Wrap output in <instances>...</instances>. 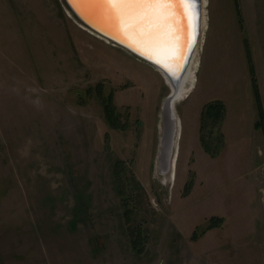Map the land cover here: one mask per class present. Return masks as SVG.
<instances>
[{
  "label": "rangeland",
  "instance_id": "374dc122",
  "mask_svg": "<svg viewBox=\"0 0 264 264\" xmlns=\"http://www.w3.org/2000/svg\"><path fill=\"white\" fill-rule=\"evenodd\" d=\"M201 3L192 83L169 103L160 70L86 29L64 0H0V264H222L226 236L251 231L247 187L223 184L222 125L240 140L241 173L261 164L264 0ZM109 94L124 130L107 123ZM208 104L223 109L204 123L222 139L214 155L200 135Z\"/></svg>",
  "mask_w": 264,
  "mask_h": 264
},
{
  "label": "snow or ice",
  "instance_id": "6c2138e0",
  "mask_svg": "<svg viewBox=\"0 0 264 264\" xmlns=\"http://www.w3.org/2000/svg\"><path fill=\"white\" fill-rule=\"evenodd\" d=\"M90 23L173 72L182 66L197 20L196 0H70ZM94 18V19H93Z\"/></svg>",
  "mask_w": 264,
  "mask_h": 264
},
{
  "label": "crops",
  "instance_id": "0c3cea01",
  "mask_svg": "<svg viewBox=\"0 0 264 264\" xmlns=\"http://www.w3.org/2000/svg\"><path fill=\"white\" fill-rule=\"evenodd\" d=\"M225 124L222 125L224 146L221 151L222 155L226 156L224 187L227 190L237 188L243 190L247 187L249 207L257 210V214L251 215V231L247 227L240 233L226 236V241L231 244V248L227 249L226 254H222V264H264V159L261 164L251 159L248 162V169H245L242 174L240 158L236 154L240 140L230 139L232 135L230 129L225 130ZM232 131H235V126ZM256 133L264 141L260 129H255L254 134ZM257 156L259 157V154ZM251 237L253 239H249Z\"/></svg>",
  "mask_w": 264,
  "mask_h": 264
},
{
  "label": "trees",
  "instance_id": "16d2710c",
  "mask_svg": "<svg viewBox=\"0 0 264 264\" xmlns=\"http://www.w3.org/2000/svg\"><path fill=\"white\" fill-rule=\"evenodd\" d=\"M253 91H254V95L256 99V104L258 108V116H259V120L258 122L255 123L254 126H255V129H261L263 132V136H264V119H263L264 114H263V111L260 105V98H259L257 86L255 85V83L253 85ZM102 102H103V111L105 114V118L109 126L114 129L124 130L127 127V125L119 121L116 115L115 106L112 101V95L109 94L106 100L102 99ZM215 105L216 104H208L204 107V110L202 112V124L200 126L201 143L205 151L209 153L210 155L216 154L219 148H221V144H222V139H220V141L216 143L213 142L214 138L211 135L212 128L211 129L209 128L208 130L207 129L208 126H206L208 121H210V118L212 120L218 117H220L221 119L222 117L221 115L222 110H223L222 107L215 106ZM204 123H206V125ZM121 163L122 162L119 161L115 165V179L117 182L118 194L121 197L122 205L125 208L124 210L125 221L126 223H129L131 221L132 210L129 208V205L127 203L126 196H125L126 195L125 190L127 189V187L125 186V181L121 176L122 169L119 167ZM143 232L144 230L141 227H137L135 236L131 242L132 249L137 253H142L144 251V244H145L144 240L145 239H144Z\"/></svg>",
  "mask_w": 264,
  "mask_h": 264
},
{
  "label": "water",
  "instance_id": "95a60500",
  "mask_svg": "<svg viewBox=\"0 0 264 264\" xmlns=\"http://www.w3.org/2000/svg\"><path fill=\"white\" fill-rule=\"evenodd\" d=\"M68 10L76 17V19L82 24L84 25L86 28H88L89 30H91L92 32L98 34L99 36L106 38L108 41L112 42L113 44L119 45L123 48H126L127 50L134 52L137 56H139L140 58H143L144 60H147L149 63L153 64L154 66H157L159 68H161V70L164 72L165 76L167 77V79L169 80V82L174 83L175 85V81H177V79L179 78L180 75H178L179 73H182V71L186 68V66L189 63V60L192 56V52L194 50V46L196 44V41L199 39L200 36V19H201V15H202V3L201 0H196V11L198 13V17L197 20L194 24V27L192 29V43L190 48H188L186 46V52H185V59L182 62V66L179 68H174L173 72H169L168 70H166L165 68L161 67L160 65L156 64L154 61L149 60L146 56L141 55L138 51L133 50L132 48H129L127 46V43L124 42H120L119 39L117 38H113V35L107 34L106 31H102L100 29V26H93L92 23H90V21H88L87 19H85L80 13L79 11L73 6V4L70 2V0H64ZM94 19V18H93ZM181 68V69H180ZM180 79V78H179Z\"/></svg>",
  "mask_w": 264,
  "mask_h": 264
},
{
  "label": "bare ground",
  "instance_id": "6f19581e",
  "mask_svg": "<svg viewBox=\"0 0 264 264\" xmlns=\"http://www.w3.org/2000/svg\"><path fill=\"white\" fill-rule=\"evenodd\" d=\"M72 4H73V6L76 8L77 6L73 3V2H71ZM78 11H79V13L85 18V19H87L88 21H90V17H89V15H84V14H82L81 13V9H79L78 7L76 8ZM202 24H203V17H202V15H201V19H200V24H199V26H200V30L202 29ZM97 26H100L99 25V23L97 22ZM86 28V27H85ZM87 29V28H86ZM89 30V29H88ZM89 31H91V30H89ZM92 32V31H91ZM94 33V32H93ZM92 33V34H93ZM96 34V33H95ZM94 34V35H95ZM98 35V34H97ZM96 36V35H95ZM200 37V36H199ZM106 41H108L106 38H104ZM198 41H199V39L196 41V44H195V46H194V50H193V52H192V56H191V58H190V60H189V63H188V65L186 66V68L182 71V73H179L178 75H180L179 76V78L177 79V81H175V85H174V83H170L169 82V80L167 79V77L165 76V74H164V72L161 70V68H159V67H157V66H155V68H157L158 70H160L163 74H164V76H165V78L167 79V81L169 82V84L172 86V92H171V95L169 96V98L171 99V101L169 102V103H171L172 101H174V100H176V99H179L186 91H188L189 90V88H190V86H191V83H192V74H191V68H192V64H193V61H194V54H195V52H196V48H197V44H198ZM113 44V43H112ZM115 45V44H114ZM123 48V47H122ZM124 49H126V48H124ZM127 50V49H126ZM129 51V50H128ZM131 52V51H130ZM131 53H133L135 56H137L134 52H131ZM139 57V56H138ZM142 60H144L143 58H141ZM144 61H147V60H144ZM153 65V64H152ZM181 69V68H180ZM166 111V110H165ZM170 161V160H169Z\"/></svg>",
  "mask_w": 264,
  "mask_h": 264
}]
</instances>
